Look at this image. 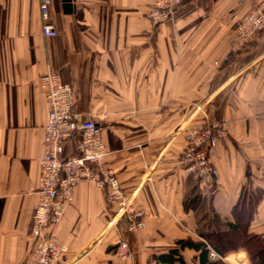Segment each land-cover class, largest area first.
I'll return each instance as SVG.
<instances>
[{"label":"crops","instance_id":"crops-1","mask_svg":"<svg viewBox=\"0 0 264 264\" xmlns=\"http://www.w3.org/2000/svg\"><path fill=\"white\" fill-rule=\"evenodd\" d=\"M259 1L183 0L173 19L155 24L147 15L154 0H52L57 34L47 36L40 0H0V264H38L31 228L49 72L73 86L76 109L102 126L105 161L145 223L130 230L105 188L78 183L56 229L69 264H199L189 247L180 249L185 263L159 256L179 240L205 241V214L235 223L236 206L248 233L264 239V30L225 61L236 22ZM207 119L225 120L227 130L213 158L216 180L204 186L180 157L185 127ZM121 240L131 258L115 253ZM211 252L253 264L244 246Z\"/></svg>","mask_w":264,"mask_h":264},{"label":"built area","instance_id":"built-area-1","mask_svg":"<svg viewBox=\"0 0 264 264\" xmlns=\"http://www.w3.org/2000/svg\"><path fill=\"white\" fill-rule=\"evenodd\" d=\"M52 0H40L44 21L43 31L47 36L57 34L50 21ZM183 0H154L148 17L155 24L173 19ZM264 30V0L234 26V38L229 61L250 48ZM48 104L45 124L44 153L40 162L38 202L33 214L31 236L34 239L33 255L38 264H69L65 260L68 247L61 243L56 232L66 209L71 204L74 189L82 181H91L107 190V198L118 205L116 216L127 217L128 228L145 225L142 214L136 212L131 198L120 184L117 170L109 166L105 157L106 146L102 126L96 120L76 109V94L73 86L59 74L49 72L41 78ZM225 120H206L185 127L186 138L180 163L186 174L204 186L213 185L218 170L213 163L218 140L226 132ZM117 255L131 258L132 251L127 241L121 240ZM216 257V252H211Z\"/></svg>","mask_w":264,"mask_h":264},{"label":"trees","instance_id":"trees-1","mask_svg":"<svg viewBox=\"0 0 264 264\" xmlns=\"http://www.w3.org/2000/svg\"><path fill=\"white\" fill-rule=\"evenodd\" d=\"M196 201H198L197 197L189 200V205H194ZM195 209L197 208L195 207ZM234 212L235 216L238 218V221L235 223H224L215 213L213 215V219L210 220L206 219V217H208L207 214L199 217V223L201 224V229L199 226V232L200 235L205 238V241L196 242L191 239L179 240V248H174L168 253L160 255L159 259L168 263H174L175 261L185 263L180 254V249L189 247L199 252V255L197 256L199 264H227L222 260V258L212 259L210 257V252L215 251L219 255L224 256L228 249L238 247L232 245V241L230 239L232 237H240V239L244 241L241 245L247 248L249 254L251 255L253 264H264V239L257 234L248 233L247 228L249 222L244 220L245 217L242 215L244 212L243 207L236 206L234 208ZM226 226L228 230H226ZM246 244L252 245L254 248L252 249V247H248Z\"/></svg>","mask_w":264,"mask_h":264},{"label":"rangeland","instance_id":"rangeland-1","mask_svg":"<svg viewBox=\"0 0 264 264\" xmlns=\"http://www.w3.org/2000/svg\"><path fill=\"white\" fill-rule=\"evenodd\" d=\"M208 120V119H207ZM209 120H211V119H209ZM192 121V120H191ZM213 121H217V120H213ZM195 123H197V122H191L189 125H191V124H195ZM227 130V129H226ZM185 131V136H186V133H187V131L186 130H184ZM186 138V137H185ZM232 242H231V244L232 245H234V246H242L241 244H242V242H244V241H242L241 239H240V237L239 238H236V237H232L231 239H230ZM247 245V244H246ZM248 247H252V249L254 248V246H252V245H247ZM256 249H257V247H256Z\"/></svg>","mask_w":264,"mask_h":264}]
</instances>
